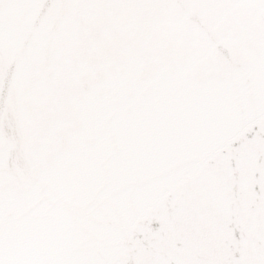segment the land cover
I'll list each match as a JSON object with an SVG mask.
<instances>
[{
    "label": "snow or ice",
    "instance_id": "6c2138e0",
    "mask_svg": "<svg viewBox=\"0 0 264 264\" xmlns=\"http://www.w3.org/2000/svg\"><path fill=\"white\" fill-rule=\"evenodd\" d=\"M0 264H264V0H0Z\"/></svg>",
    "mask_w": 264,
    "mask_h": 264
}]
</instances>
